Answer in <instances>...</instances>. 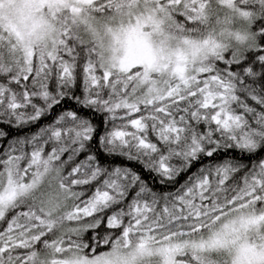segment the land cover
<instances>
[{"label":"snow or ice","instance_id":"6c2138e0","mask_svg":"<svg viewBox=\"0 0 264 264\" xmlns=\"http://www.w3.org/2000/svg\"><path fill=\"white\" fill-rule=\"evenodd\" d=\"M0 264H264V0H0Z\"/></svg>","mask_w":264,"mask_h":264},{"label":"trees","instance_id":"16d2710c","mask_svg":"<svg viewBox=\"0 0 264 264\" xmlns=\"http://www.w3.org/2000/svg\"><path fill=\"white\" fill-rule=\"evenodd\" d=\"M36 130V128L35 127H33L32 129H31V131H35ZM28 131V129H25L24 130V132H27ZM24 132H21V133H19V134H24ZM14 135L16 134V133H13ZM129 166H131V165H129ZM90 235V234H89Z\"/></svg>","mask_w":264,"mask_h":264}]
</instances>
